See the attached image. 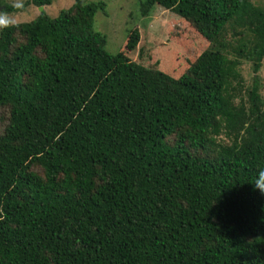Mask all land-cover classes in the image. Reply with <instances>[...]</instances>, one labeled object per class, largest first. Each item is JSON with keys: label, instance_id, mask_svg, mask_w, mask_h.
<instances>
[{"label": "trees", "instance_id": "1", "mask_svg": "<svg viewBox=\"0 0 264 264\" xmlns=\"http://www.w3.org/2000/svg\"><path fill=\"white\" fill-rule=\"evenodd\" d=\"M155 7L207 44L183 71L132 61L137 26L109 54L102 1L0 32V264H264V6Z\"/></svg>", "mask_w": 264, "mask_h": 264}, {"label": "rangeland", "instance_id": "2", "mask_svg": "<svg viewBox=\"0 0 264 264\" xmlns=\"http://www.w3.org/2000/svg\"><path fill=\"white\" fill-rule=\"evenodd\" d=\"M29 0H25V3ZM102 1L106 4L105 13L98 11L94 17V28L107 38L106 51L115 55L124 50L127 31L137 26L140 32V42L136 50L128 57L150 69L176 71L175 67L184 70L197 55L206 48L205 40L186 21L171 11L155 7L146 18L138 14V0H88ZM255 5L264 6V0H250ZM10 5L11 0H5ZM73 0H52V4L37 7L27 6L19 14V23L34 19L40 11H45L50 17L58 15L59 11L68 9ZM244 87L250 88L254 74L251 64L243 62L240 68ZM260 95L264 98V57L258 72ZM246 99V94H242ZM241 97V96H240ZM2 122L0 121V128ZM224 143L227 140L219 137Z\"/></svg>", "mask_w": 264, "mask_h": 264}, {"label": "clouds", "instance_id": "3", "mask_svg": "<svg viewBox=\"0 0 264 264\" xmlns=\"http://www.w3.org/2000/svg\"><path fill=\"white\" fill-rule=\"evenodd\" d=\"M9 7L12 11L9 10ZM25 9V0H11L10 6H0V32L19 27V14ZM255 189L264 194V168L252 182Z\"/></svg>", "mask_w": 264, "mask_h": 264}]
</instances>
